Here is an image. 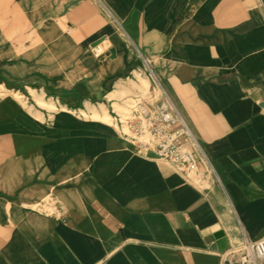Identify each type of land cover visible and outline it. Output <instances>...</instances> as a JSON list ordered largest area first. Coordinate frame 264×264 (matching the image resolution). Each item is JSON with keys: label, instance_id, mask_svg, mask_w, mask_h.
Wrapping results in <instances>:
<instances>
[{"label": "crops", "instance_id": "0c3cea01", "mask_svg": "<svg viewBox=\"0 0 264 264\" xmlns=\"http://www.w3.org/2000/svg\"><path fill=\"white\" fill-rule=\"evenodd\" d=\"M138 76L208 169L82 116ZM0 87V264H264V0H0Z\"/></svg>", "mask_w": 264, "mask_h": 264}, {"label": "built area", "instance_id": "2783aa9c", "mask_svg": "<svg viewBox=\"0 0 264 264\" xmlns=\"http://www.w3.org/2000/svg\"><path fill=\"white\" fill-rule=\"evenodd\" d=\"M142 110L145 114H149L146 107ZM157 116L159 119L151 122L148 127L156 139L154 149L157 156L176 170L186 174L208 169L209 164L200 142L188 125L181 123L178 128L171 129L169 124L180 119L171 108L162 107L157 111ZM138 117V119H128L136 134L143 133L144 120L141 116ZM241 249V259L244 262H253L258 257H264V237L254 242L244 243Z\"/></svg>", "mask_w": 264, "mask_h": 264}, {"label": "rangeland", "instance_id": "374dc122", "mask_svg": "<svg viewBox=\"0 0 264 264\" xmlns=\"http://www.w3.org/2000/svg\"><path fill=\"white\" fill-rule=\"evenodd\" d=\"M136 75H138L136 73ZM139 79V76H138ZM148 82V90L142 91L141 89L137 88L135 86V82L130 83L128 88L123 89L122 91H118L116 93L115 100H112L113 109L115 110L116 114L112 112L111 114L114 116V119L111 121V124L117 125L118 120L122 122V131L128 133V135H132L136 137L135 134H132L130 130L131 122L128 121L129 118L138 119V115H135L136 111H141V117L144 120L143 122V134L139 137L141 140H145L150 143H155L156 140L154 138V135L148 128L151 122L154 121V119L157 118V111L152 110L153 102L157 99L163 98L165 100L164 92L160 90V85L149 81ZM6 91L3 87H0V95L5 94ZM19 97V94H17ZM20 98V97H19ZM23 102L24 99L20 98ZM162 100V99H161ZM114 101L117 102V104H114ZM39 105L42 107H46L48 110H56L53 106H47L46 104L43 106L40 101ZM143 103L147 110L149 111V114H145L143 112L142 108L139 107V104ZM116 116V117H115ZM191 175H195V173H191Z\"/></svg>", "mask_w": 264, "mask_h": 264}, {"label": "bare ground", "instance_id": "6f19581e", "mask_svg": "<svg viewBox=\"0 0 264 264\" xmlns=\"http://www.w3.org/2000/svg\"><path fill=\"white\" fill-rule=\"evenodd\" d=\"M147 81L148 80L144 78L143 76H139L138 82H135V86L141 89L142 91L148 90L149 84ZM125 88H126L125 85L123 84L119 85V89H117L116 91L112 90L109 92L108 94L109 98L112 100H115L114 96L116 95V93L118 91H122ZM160 90H162L161 87H160ZM40 102L43 106L45 105V102L43 100H40ZM114 104H117V102L114 101ZM51 106H54V105L52 104ZM81 114L84 118H91V119L98 120L104 123H111V121L114 119V116L109 112L108 108L103 102L96 104V105H92V106L88 105V108L86 110H81Z\"/></svg>", "mask_w": 264, "mask_h": 264}, {"label": "water", "instance_id": "95a60500", "mask_svg": "<svg viewBox=\"0 0 264 264\" xmlns=\"http://www.w3.org/2000/svg\"><path fill=\"white\" fill-rule=\"evenodd\" d=\"M107 45H108V43H104V44H103L104 47L107 46Z\"/></svg>", "mask_w": 264, "mask_h": 264}]
</instances>
